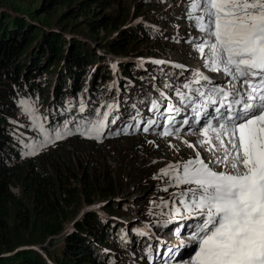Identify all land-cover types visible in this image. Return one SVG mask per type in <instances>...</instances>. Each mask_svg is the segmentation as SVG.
Wrapping results in <instances>:
<instances>
[{
  "label": "trees",
  "instance_id": "trees-1",
  "mask_svg": "<svg viewBox=\"0 0 264 264\" xmlns=\"http://www.w3.org/2000/svg\"><path fill=\"white\" fill-rule=\"evenodd\" d=\"M165 2L40 0L34 11H25L27 17L16 14L17 7L0 10V264H50L33 248L45 244L53 264L155 262L158 243L153 248L138 232L147 228L145 221L168 215L162 211L143 216L136 222L138 227L129 231L123 223L89 209L64 233L85 205L103 203L100 209L109 216L128 214L131 202L121 198L119 188L126 186V168L115 177L107 158L112 142L146 137L150 131L129 130L130 134L111 135L103 142L74 135L26 157L20 141L27 139L17 132L16 121L25 100L39 103L36 110L48 127L80 119L96 109L102 113L100 106L109 103L113 110L106 133L132 123L137 109L151 117L150 101L162 99L160 91L179 87L181 75L168 66L147 63L143 69L132 62L118 63L115 75L102 52L121 58L147 57L160 52L164 40L191 39L194 31L181 33L179 25L189 22L187 0L182 1L178 15H169ZM140 16L167 23L171 29L159 30L143 21L131 23ZM166 83L172 88H164ZM81 101L86 106L82 113L78 111ZM113 116H118L115 123H111ZM151 154L140 147V154L133 158L135 163L142 159L147 163ZM131 175L146 180L145 191L155 193L163 184L147 169H135ZM13 188H19L20 194ZM163 199L172 204V194ZM152 225L160 234L170 226L167 222Z\"/></svg>",
  "mask_w": 264,
  "mask_h": 264
},
{
  "label": "snow or ice",
  "instance_id": "snow-or-ice-1",
  "mask_svg": "<svg viewBox=\"0 0 264 264\" xmlns=\"http://www.w3.org/2000/svg\"><path fill=\"white\" fill-rule=\"evenodd\" d=\"M186 12L187 19L203 34L186 42L193 44L205 68L229 78L224 85L200 72L177 88L166 83L164 88H172L178 104L160 91L162 99L150 101L151 117L137 109L130 118L133 122L114 133L105 132L111 103L100 106L102 113L96 109L88 116L48 127L33 105L21 101L40 136L32 143L20 141L26 149L23 155L35 156L74 135L103 142L111 135L130 134L129 130L148 133L161 129L162 136L181 139L196 152L193 158L169 164L153 177L168 178L163 191L170 186H188L172 194V203L178 201L194 222V264H264V0H187ZM151 63L170 64L180 69L181 75L187 71L184 65L170 61ZM85 108L81 101L78 111ZM157 116L164 121L162 127ZM116 119L118 116H113L111 123ZM181 132L195 135L197 140L182 139ZM197 149L209 156L202 157ZM175 215H182L181 208L175 209ZM169 251L179 255V249ZM148 254L152 259L151 247ZM177 264L186 262L181 257Z\"/></svg>",
  "mask_w": 264,
  "mask_h": 264
},
{
  "label": "rangeland",
  "instance_id": "rangeland-1",
  "mask_svg": "<svg viewBox=\"0 0 264 264\" xmlns=\"http://www.w3.org/2000/svg\"><path fill=\"white\" fill-rule=\"evenodd\" d=\"M182 1L183 0H166L164 4L165 10L168 11L169 15H171L170 13L172 12H176V14L174 15H178L182 7L184 6L182 5ZM39 2L40 0H0V10H7V9L12 10L13 7H17L20 10H18L16 14L27 17L28 15L25 13V11L26 12L30 10L34 11L37 8ZM174 15H172V17ZM149 16L151 17L152 15ZM150 17L145 18V16H140L139 18H137V20L131 23L135 24L143 21L147 25H150L159 30L167 26L171 29V26L169 24L160 23L159 21L153 22L150 19ZM179 25L180 28L182 29L181 33L182 32L188 33L187 30H189V28L192 31H194L192 38H198L201 35H203L202 33H200L195 29L191 21L189 22L182 21L179 23ZM177 40H179V42H177ZM188 40L189 39L187 38L175 39L174 41L170 40L168 42H165L166 40H164L161 46L158 47L160 49L158 50L160 51L158 53H155L147 57L137 56V57H127V58H130L133 61L134 60L146 61V59L149 60L156 59L163 61L168 60L176 64H182L187 69V71H184L182 75L180 69L172 68L170 64L166 63L161 66H168L172 68L181 75L179 79L182 80V82H187L193 79L195 73L197 72L202 73L201 72L202 70H206V71L208 70L207 68L204 67L205 62L200 57V54L194 48L193 44L186 42ZM205 52L206 53L208 52L207 48ZM102 53L105 54V57L107 59H109V64L111 66L112 71L115 72L118 71L117 63H121L122 61L120 59L121 57H115L113 55L106 54L104 53V51ZM130 59L129 60L125 59V62L131 61ZM210 72L211 73L208 72L210 75V79L216 84L224 85L226 81L229 79L228 77L225 76L223 72H212V71ZM195 86L199 87V85H195ZM174 97L171 96L170 99L173 104H176V100ZM25 101L33 105L35 109H37L39 106L38 102L33 103L30 100H25ZM167 103L168 101H166L165 105H167ZM161 110L163 112L164 107L161 108ZM36 112L38 116L42 119V114H40L37 110ZM156 119L159 121L162 127L164 121L159 116H157ZM16 127H17V132L21 135V137L24 138L25 140L27 139V142L25 144L32 143L34 140L40 139V136L38 135L37 131L34 130L32 118L25 113L24 108L22 106L17 115ZM160 132L161 129H157L155 132L150 130L149 136L146 137L142 135L138 136L134 134L136 136H134L133 138H119V140L116 139L117 141L112 142L111 145L112 148L107 158L108 163L113 168L114 175L117 178H118V174L116 173L120 169L126 168L125 171L123 172L124 173L123 177L125 178L126 186L119 185V188L122 187L121 198L124 200H129L131 202V205L129 206L127 205V207L129 208V211L127 212L128 214L119 215V216H109L108 218L123 223L124 226L130 231L134 229L135 226L138 227V224L136 223L137 220H139L143 216L152 215L154 211L156 213L162 211L165 214H168L167 216L162 217V219L159 220L156 219L149 220V221H154L155 223H163V222L170 223L171 225L167 228L166 230L167 232L163 233L164 235H157V234L155 235V232L148 234L146 232L147 230H143L142 232H139V234L143 233L142 235L149 237V240L152 242L153 248L155 247V244L157 242L162 244L163 241L171 242L172 243L171 247H167V248H171L173 250L179 249V255H175L174 252L172 253L169 252V254L159 257L158 254L157 255L155 254L157 260L154 258L155 262H152L150 264H177V262L181 260V257H183L186 264H194V261L191 259L195 255L194 250L196 249V243L192 239L193 236L192 228L194 226L193 220L187 218V214L183 213V206L180 205L178 201H176V203H172L171 205L161 207L163 205L161 203L164 201L163 199L164 197H166L169 194H173L174 192H180L184 188H187L188 186L184 185L179 188L170 186L168 187V191H163L162 188L168 183V178L163 177L161 179H158L160 180L159 182L163 184L160 186V189H158V191L154 193L152 190L151 192H149L148 190L146 191L144 190L146 185L145 184L146 180L140 181V179L132 178L131 175L132 171H134L135 169L137 171L147 169V171H150V173H152L153 176H157L160 173V170L164 169L169 164H173L176 162H184L187 161L189 158H193L196 155V152L193 149H190L186 145H184L181 139H176L172 136H162ZM180 136L182 139H187L188 141L193 143H195V141L197 140V136L195 135L184 136L183 132L180 133ZM148 141H154V143L150 144L148 143ZM169 144L175 145L176 147L170 148ZM140 147L141 149L148 148L149 151L152 152L147 163L144 162V159L139 160V164L135 163V159L133 157L136 154L137 155L140 154ZM197 150L200 151L202 157L209 156V154L205 152L203 149H197ZM13 191L16 194H20L19 188H13ZM102 204L103 203L99 205H95L94 208H97L96 211L99 212L98 209H100L101 207L100 205ZM177 207L181 208V212H182V215L178 216V218L183 219V223H179V224L173 222L177 220V219H173L174 218L173 215H175V209ZM87 208H90V206L85 205L83 208H81V211L80 213L77 214L76 219L79 217L80 214L83 215V213L86 212L84 210ZM149 221L147 220L145 223L149 225ZM71 224L68 226V228H70ZM182 224L185 225L182 226L185 227L184 232H181L182 227H180V225ZM48 246L49 244L47 245V247ZM54 248H57V246H55Z\"/></svg>",
  "mask_w": 264,
  "mask_h": 264
},
{
  "label": "water",
  "instance_id": "water-1",
  "mask_svg": "<svg viewBox=\"0 0 264 264\" xmlns=\"http://www.w3.org/2000/svg\"><path fill=\"white\" fill-rule=\"evenodd\" d=\"M132 62V61H131ZM95 206H92V207H90V208H87V209H85L84 211H87V210H89V209H97V208H94ZM99 211H100V209H98ZM83 213V212H82ZM81 215L82 214H80L79 215V217L71 224V226H70V228H68V229H66V231L67 230H69V229H71L72 227H73V225L75 224V222L81 217ZM66 231H64V233L66 232ZM47 245L48 244H45V245H43V246H35V247H33V248H35V249H37V250H39V251H41L43 254H44V256L47 258V260H49V258H48V256H47V253L44 251L45 250V248L47 247Z\"/></svg>",
  "mask_w": 264,
  "mask_h": 264
}]
</instances>
